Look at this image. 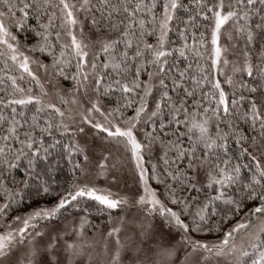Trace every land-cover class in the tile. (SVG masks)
<instances>
[{
    "label": "snow or ice",
    "instance_id": "6c2138e0",
    "mask_svg": "<svg viewBox=\"0 0 264 264\" xmlns=\"http://www.w3.org/2000/svg\"><path fill=\"white\" fill-rule=\"evenodd\" d=\"M0 264H264V0H0Z\"/></svg>",
    "mask_w": 264,
    "mask_h": 264
}]
</instances>
